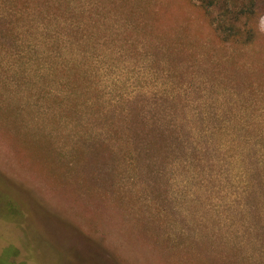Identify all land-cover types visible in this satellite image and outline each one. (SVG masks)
Listing matches in <instances>:
<instances>
[{
    "label": "rangeland",
    "instance_id": "rangeland-1",
    "mask_svg": "<svg viewBox=\"0 0 264 264\" xmlns=\"http://www.w3.org/2000/svg\"><path fill=\"white\" fill-rule=\"evenodd\" d=\"M211 1L6 0L0 264H264V0Z\"/></svg>",
    "mask_w": 264,
    "mask_h": 264
},
{
    "label": "trees",
    "instance_id": "trees-1",
    "mask_svg": "<svg viewBox=\"0 0 264 264\" xmlns=\"http://www.w3.org/2000/svg\"><path fill=\"white\" fill-rule=\"evenodd\" d=\"M187 1H189V2H193L194 0H187ZM201 2H202V8L204 9V11L205 12H207V2H206V0H200ZM216 1L215 0H212L211 1V4L212 3H215ZM210 4V3H209ZM1 8H2V14H0V21H3L4 23H7V19H10V20H13L14 21V18H17V16H18V13H17V9H16V7H13V5H7V3H6V0H3L2 2H1ZM264 12V10L263 11H261V13H263ZM9 13V14H8ZM251 13H252V11H251ZM253 13H254V11H253ZM252 13V14H253ZM10 23H13L12 21H10ZM234 36H236V39L235 40H237V42H241L242 41V37L244 36V33L243 34H240V33H238L237 31H235V35ZM235 40H230V39H224L223 41L224 42H226V43H231V42H233V41H235ZM240 40V41H239ZM25 40H23L22 39V42H24ZM237 42H234V43H237ZM171 67V66H170ZM172 68V67H171ZM164 133L166 134V132L164 131Z\"/></svg>",
    "mask_w": 264,
    "mask_h": 264
}]
</instances>
